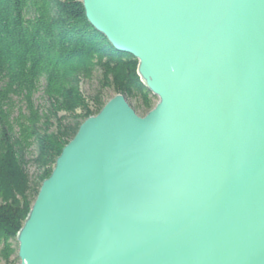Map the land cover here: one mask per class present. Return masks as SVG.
<instances>
[{
    "label": "water",
    "instance_id": "95a60500",
    "mask_svg": "<svg viewBox=\"0 0 264 264\" xmlns=\"http://www.w3.org/2000/svg\"><path fill=\"white\" fill-rule=\"evenodd\" d=\"M158 101L64 146L20 264H264V0H82Z\"/></svg>",
    "mask_w": 264,
    "mask_h": 264
},
{
    "label": "trees",
    "instance_id": "16d2710c",
    "mask_svg": "<svg viewBox=\"0 0 264 264\" xmlns=\"http://www.w3.org/2000/svg\"><path fill=\"white\" fill-rule=\"evenodd\" d=\"M138 65L82 0H0V264H20L17 234L80 125L116 94L140 115L154 108Z\"/></svg>",
    "mask_w": 264,
    "mask_h": 264
},
{
    "label": "rangeland",
    "instance_id": "374dc122",
    "mask_svg": "<svg viewBox=\"0 0 264 264\" xmlns=\"http://www.w3.org/2000/svg\"><path fill=\"white\" fill-rule=\"evenodd\" d=\"M96 86H97V81L94 79L92 81L85 82L83 84V89L87 94H89ZM111 95L113 96V93H111ZM141 116H144V115H141Z\"/></svg>",
    "mask_w": 264,
    "mask_h": 264
}]
</instances>
